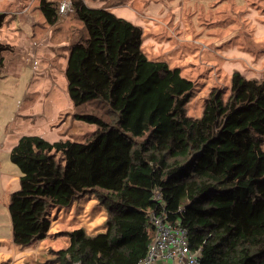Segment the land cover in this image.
Wrapping results in <instances>:
<instances>
[{"label": "trees", "instance_id": "16d2710c", "mask_svg": "<svg viewBox=\"0 0 264 264\" xmlns=\"http://www.w3.org/2000/svg\"><path fill=\"white\" fill-rule=\"evenodd\" d=\"M57 4L39 0L48 24ZM72 5L84 34L70 40L66 92L73 115L95 130L82 142L18 138L9 153L21 172L7 207L12 241L45 237L52 208L91 193L106 207L104 230L67 231L50 261L137 264L153 236L156 190L200 264H264V77L232 71L228 94L212 90L190 116L193 81L144 53L139 25L105 6ZM5 18L0 11V27ZM9 49L0 44V70Z\"/></svg>", "mask_w": 264, "mask_h": 264}, {"label": "rangeland", "instance_id": "374dc122", "mask_svg": "<svg viewBox=\"0 0 264 264\" xmlns=\"http://www.w3.org/2000/svg\"><path fill=\"white\" fill-rule=\"evenodd\" d=\"M84 2L89 6L108 7L117 16L141 24L144 53L151 59L166 61L170 67H178L183 76L193 81L186 103L190 116L201 114L212 90L228 94L232 71H240L248 78L264 77V0ZM38 3L39 0H0V11L6 13L0 27V44L11 46L2 52L0 127L7 122L16 123L23 112L27 116L25 127L31 129L25 134L82 142L94 132L95 125L73 115L60 63L70 43L66 28H72L74 39L84 34L80 29L83 23L69 13L59 24L51 26ZM35 47L48 54L51 64L46 67L34 64ZM32 73L42 80L44 88L53 89L42 96L43 101L31 99L27 110L29 100L22 101V95L31 86ZM94 107L89 104L86 109ZM6 160L8 163L0 166V264H52V250L67 244V231L83 228L94 234L104 230L106 207L95 195L86 193L68 206L50 210V227L45 237L28 245L15 244L7 207L10 193L19 187L21 172L8 156Z\"/></svg>", "mask_w": 264, "mask_h": 264}, {"label": "built area", "instance_id": "2783aa9c", "mask_svg": "<svg viewBox=\"0 0 264 264\" xmlns=\"http://www.w3.org/2000/svg\"><path fill=\"white\" fill-rule=\"evenodd\" d=\"M57 9L59 14L73 13L72 0H60ZM152 199L155 208L148 210L147 214L153 227V236L137 264H200L198 250H193L189 245L187 229L178 221L168 219L165 202L156 190Z\"/></svg>", "mask_w": 264, "mask_h": 264}, {"label": "crops", "instance_id": "0c3cea01", "mask_svg": "<svg viewBox=\"0 0 264 264\" xmlns=\"http://www.w3.org/2000/svg\"><path fill=\"white\" fill-rule=\"evenodd\" d=\"M114 13L117 15V13L115 11H114ZM59 16H61V17H59L58 20L54 24H52L51 26H54V25H57L60 23L59 21L62 20L64 15L59 14ZM135 24L139 25V26L141 25L140 23H135ZM82 27L83 26H81V28ZM73 34H74V31H72L71 27L66 28V35L69 38V40H71ZM69 44L70 43H68L67 47H65V50L67 53L66 52L64 53L63 61L60 63L61 64L60 69H61V72L63 74H64V69L66 66ZM142 46L144 47V42H142ZM34 54H35V58H36L34 61V64H39L38 65L39 67H46V66H48V64H51V61L47 59L48 54L44 50H41L39 47H35ZM29 82H30L31 86H27V88L25 89L24 95H22V101H25L27 99L29 100V102H28L29 105L26 106L27 110L31 106L30 105L31 99L33 100V98H35L36 101H41V100L43 101L42 96H46L53 89V88L52 89L44 88L42 80L37 78V76L34 75V73H32V77H31V80ZM62 84L64 85V82H62ZM65 85H66V80H65ZM65 91H66V88H65ZM21 114L22 115L19 116V119L17 120L16 123H15V121L11 122V124H10V122H7V123H5V125L3 124V127H0V156H3V159H4V161H2L3 159H1V157H0V166L8 163L6 160V156H8V158H9L10 150L16 144L18 138L21 135H24L25 134L24 132L31 131V129L25 127V124H24V119L27 116L23 112ZM42 137H43V135H42ZM45 139H47V138H45ZM49 141H54V140H49Z\"/></svg>", "mask_w": 264, "mask_h": 264}]
</instances>
